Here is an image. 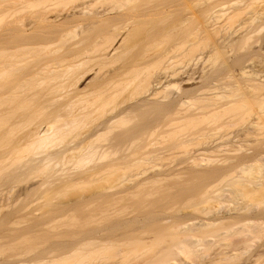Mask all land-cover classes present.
<instances>
[{
    "label": "bare ground",
    "instance_id": "obj_1",
    "mask_svg": "<svg viewBox=\"0 0 264 264\" xmlns=\"http://www.w3.org/2000/svg\"><path fill=\"white\" fill-rule=\"evenodd\" d=\"M109 259L264 264V0H0V264Z\"/></svg>",
    "mask_w": 264,
    "mask_h": 264
},
{
    "label": "rangeland",
    "instance_id": "obj_2",
    "mask_svg": "<svg viewBox=\"0 0 264 264\" xmlns=\"http://www.w3.org/2000/svg\"><path fill=\"white\" fill-rule=\"evenodd\" d=\"M103 183L107 184V183H106V181H103V182H102V185H103ZM108 183H109V185L111 184V182H110V181H109ZM107 185H108V184H107ZM91 186H92V185H91ZM104 186H105V185H104ZM87 187H88V186H87ZM87 187H86V190H85V188H84V190L86 191L85 193H88V191H89V190H91V189L95 188V187H92L91 189H89V188H90V186H89V188H87ZM81 189H82V188H78V187H77V190H76V189H72L71 191H73V190H74V192H73V193H74V195H73V196H75V195H76V196H77V195H78V196H80V195L82 194V192H81V191L83 190V189H82V190H81ZM87 189H89V190L87 191ZM75 190H76V192H77V191H79V192H80V194H79V193H77V194H76V193H75ZM84 190H83V191H84ZM71 191H70V192H71ZM71 193H72V192H71ZM85 193H83V194H85ZM109 261H111V260H110V259H109V260H107V263H106V264H113V262H112V261H111V262H109ZM113 261H114V260H113ZM108 262H109V263H108Z\"/></svg>",
    "mask_w": 264,
    "mask_h": 264
}]
</instances>
